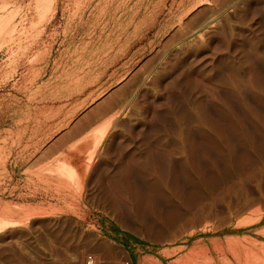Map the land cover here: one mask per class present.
I'll return each instance as SVG.
<instances>
[{
    "label": "rangeland",
    "instance_id": "rangeland-1",
    "mask_svg": "<svg viewBox=\"0 0 264 264\" xmlns=\"http://www.w3.org/2000/svg\"><path fill=\"white\" fill-rule=\"evenodd\" d=\"M40 1L0 0V207L39 213L0 264H149L264 206V0ZM72 145L75 196L42 179Z\"/></svg>",
    "mask_w": 264,
    "mask_h": 264
},
{
    "label": "bare ground",
    "instance_id": "bare-ground-1",
    "mask_svg": "<svg viewBox=\"0 0 264 264\" xmlns=\"http://www.w3.org/2000/svg\"><path fill=\"white\" fill-rule=\"evenodd\" d=\"M47 1H49V0H41L39 3V7L41 8V7H43V5H44V7H46ZM76 3H78V2H76ZM117 6H119V5H117ZM83 7H85V5ZM126 7H127L126 5H123V10H125ZM106 10L107 9H105L103 7L100 8V12H101L100 15L104 14L106 16L107 15ZM97 13H99V12H97ZM86 14H87V12H86ZM123 14H126V13H123ZM9 21L7 19V15H5V16L0 15V36H2L4 34V32L7 30V28L9 27V25H8ZM13 29L14 28L11 29L12 31L11 30H9V31L13 32L14 31ZM5 35H7V34L5 33ZM8 35H10V34L8 33ZM116 50L118 51L117 48L114 51H116ZM110 120H111V118L108 119V121H106V119H105V121L107 123H105L104 126L101 125V127L94 129L90 133V134H92L91 137L93 136L92 138L94 139V141H93L91 138V140L93 142L91 144H94V146H92V147L97 146V143L104 136L106 129H107V126L110 123ZM91 129H93V128H91ZM74 145H75V143H74ZM74 145L68 147L64 153V155H67L68 158H66V159H68V161L63 162L58 167L57 166L54 167V169H52V171H49V172L47 171L48 172L47 176L50 173V176H48L49 178H45V176H44V178H42V179L47 185L54 186L56 189H62L63 191H65L66 194L75 196V192H73L72 189L73 188L76 189V186L80 187V185H78L79 184L78 182L79 181L82 182L81 180H83V178H84L82 173H84L87 169V161L92 157V154H91L92 149H90L89 156L87 155L88 156V157L86 156L87 158L80 159L79 165H77L75 167V165L72 166L70 164V161L72 162V161L77 160V159H75V158H77V155L74 153V151H75L74 148H76ZM93 149H95V148H93ZM1 158L2 157H1V147H0V163L2 162ZM43 175H45V174H43ZM81 175L83 178L81 180H79L80 179L79 177ZM80 184H82V183H80ZM78 189H76V190H78ZM80 190H81V188H80ZM79 193H80V191H79ZM258 204H260V203H258ZM7 205L6 206L3 205L0 207V229L1 230L6 228V227L15 226V225L19 224L20 221H27V220H29L30 216L31 217L33 216V214L34 215L39 214V213L38 214L32 213L34 209H32V212H31L30 211L31 208H29V210L27 212L28 207L26 208V206H24V208H25L24 211H26L27 213L25 212L26 215L25 214L23 215V213H24L23 212L22 213V219L18 220L17 217H18V215H21V214H18L16 216L15 211L14 212L11 211L10 212L11 215H12V213H14L13 215H15V218H13L14 217L13 215L12 216L8 215L10 213L7 214V211L12 209V208L9 209L10 206L7 207ZM18 208L20 209L21 207H18ZM244 214L241 213L239 215L240 217L237 216V217H239L237 220L232 216V214H230L229 216L227 215L228 218H226V219L223 218V219H225L224 221H222V224H221L223 226L221 227L219 225V227H220L219 230H217V228H215L216 226L213 225V223H212V225L215 227H213L212 225H211L212 226L211 227L209 224L206 223L207 226H204V228L202 227L203 229H200L201 231L198 232V234H193L194 232H192V234H188V235L184 236V234H185L184 233L183 234L184 237H182V235L179 234L178 237L179 236L182 237V238L181 237L179 238V239H181L180 241L187 243V246L183 245V246H180V247L175 248V249L174 248L173 249L165 248V250L163 249L159 252V255L157 256L156 260L154 261L152 259V262H150L149 264H264V206L261 207V206L257 205V206H255V208L253 210L252 209L250 210V213H248V214L244 213ZM208 215H209V213H208ZM241 215H243V216H241ZM208 221L209 220H207V222ZM211 222H213V221H211ZM211 222H210V224H211ZM216 223H218V222H216ZM191 227H192V225H191ZM191 227L189 230L190 232L192 229ZM217 227H218V225H217ZM212 228H215L217 231L213 232ZM194 231H195V228H194ZM176 233H178V232H176ZM230 233H233V234L230 235ZM181 234H182V232H181ZM169 237H171V236H169ZM173 241H177V240L173 239ZM173 241H171V242H173ZM169 256L174 257V259H171L170 261L167 262L166 257H169ZM138 264H141V262L139 263V261H138Z\"/></svg>",
    "mask_w": 264,
    "mask_h": 264
},
{
    "label": "built area",
    "instance_id": "built-area-1",
    "mask_svg": "<svg viewBox=\"0 0 264 264\" xmlns=\"http://www.w3.org/2000/svg\"><path fill=\"white\" fill-rule=\"evenodd\" d=\"M87 259H86V264H92V257H91V255H88L87 257H86Z\"/></svg>",
    "mask_w": 264,
    "mask_h": 264
}]
</instances>
